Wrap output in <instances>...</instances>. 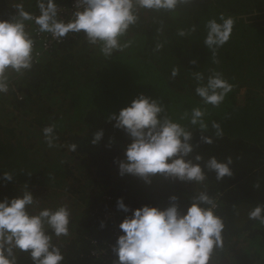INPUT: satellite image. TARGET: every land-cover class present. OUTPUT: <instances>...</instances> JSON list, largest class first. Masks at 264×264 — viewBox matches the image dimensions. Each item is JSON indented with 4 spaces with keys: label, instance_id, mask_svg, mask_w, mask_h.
Masks as SVG:
<instances>
[{
    "label": "trees",
    "instance_id": "trees-1",
    "mask_svg": "<svg viewBox=\"0 0 264 264\" xmlns=\"http://www.w3.org/2000/svg\"><path fill=\"white\" fill-rule=\"evenodd\" d=\"M255 1L191 0L171 12L140 10L138 22L129 29L123 40L129 46L107 58L99 52L98 47L87 43L83 33H69L59 44L41 47L38 51L35 49L38 55L31 70L14 74L16 77L9 82V91L0 94V100L8 99L14 114L32 116L30 121L34 131L42 134V130L49 125L42 126L40 122L36 125L34 115L37 117L38 112L42 117L61 102L59 108L68 113L64 120L65 130L61 133L55 131L61 141L60 154L76 156L80 161L87 160L90 168L100 177L109 178L113 161L123 155L124 148L130 143L129 137L122 130L113 127L114 121L109 122V117L118 114L140 93L158 99L165 108L164 115L192 132L193 158L198 154L203 157V161L211 157L218 161L231 157L233 161V177H226L222 181H217L215 174L207 170V179L202 184L170 181L176 187L185 186L188 189V196L179 198L181 210H186L193 195L207 191L216 200L215 212L225 225L223 246L215 249L212 255L226 248L231 250L235 245L233 240L249 232V237H256L255 247L260 251L258 264H264V224L248 218L242 227H237L239 211L248 214L257 205L264 206V28L253 19V13H248V10H252L250 5L255 4ZM56 2L57 6L65 7L70 0ZM11 3L0 0V20H8L15 14L17 3ZM38 11L36 5L28 12L32 14ZM222 14L226 18L232 17L235 23L244 18L246 22L251 19L254 21L251 24L258 29L254 30L251 40L245 34L247 44H253L251 58L245 59L246 64L233 63L231 55L245 58L247 54H243L239 48H230L228 42L213 53L190 36L202 29L200 38L204 39L207 22L211 19L220 22ZM26 25L31 34L29 22ZM241 28L245 31L247 29L245 26ZM180 31L186 35L180 36ZM31 35L35 40V36ZM158 43L163 45L159 50L156 49ZM193 60L197 63H191ZM170 69H177L178 75L173 78ZM197 72L204 76L205 82L208 76L220 73L233 86L219 107L204 104L197 94L175 89L177 85L187 84L195 89L198 85L192 80H195ZM225 73H229L227 77ZM241 88H245L244 100L237 97L239 91L243 90ZM47 93L54 94L58 102L43 97ZM26 107H30V110ZM196 107L205 112L206 131L190 123L191 110ZM214 122L222 129L221 137L215 134L216 130L212 127ZM0 128L3 130L0 132V174L7 172L13 176L12 182H0V199L8 196L14 198L25 189L22 186V191L17 192L12 187L15 184L27 185L28 190L37 189V184L28 183L30 177L18 179L21 169L23 174H27L35 167L32 160L26 159L25 162L21 157L22 153L28 158L35 145L23 147L19 142L14 143L13 137L8 134L18 131L6 125L3 119H0ZM101 129L104 138L100 144L93 146V133ZM201 136L212 138L213 143H203ZM71 144L77 145L75 151L65 149V146ZM70 179L72 175L67 173L64 182ZM64 189L74 193L70 183ZM100 191L101 187H98L94 197L95 192L90 193L88 197L91 203L86 204L78 214L69 217L67 236L56 237L48 230L52 235V244L60 249L64 257L62 264H114L116 261L117 257L112 251L116 238L113 226L109 223L108 228L104 220V212L122 214L123 219L131 213L117 210L116 202L125 197L123 194L108 190L99 197ZM133 194L137 195L138 192ZM170 196L148 197L149 201L138 200L132 195L122 199L126 206L134 210L144 205L167 207ZM102 222L103 228L100 226ZM243 236L246 237V234ZM16 255L18 264H33L27 253L17 250Z\"/></svg>",
    "mask_w": 264,
    "mask_h": 264
},
{
    "label": "clouds",
    "instance_id": "clouds-1",
    "mask_svg": "<svg viewBox=\"0 0 264 264\" xmlns=\"http://www.w3.org/2000/svg\"><path fill=\"white\" fill-rule=\"evenodd\" d=\"M190 2L75 0L68 20L60 17L56 0H36L38 16L26 11L23 3H17L15 14L8 20H0V94L9 91V73L23 74L31 70L38 55L36 42L27 31L26 22H34L39 33L50 34L57 41L69 33H83L87 43L98 47L107 58L129 46L121 40L138 22L140 10L171 12L180 4ZM219 21L211 19L206 24L203 43L213 53L229 41L235 24L232 17L226 18L223 14ZM179 35L185 36L186 33L180 31ZM161 47L163 45L159 43L156 45L157 50ZM191 63L196 64L197 61ZM171 75L176 77L178 70L173 69ZM195 79L198 82L195 92L206 105L219 107L232 91L233 86L220 73L208 76L204 82V76L197 72ZM164 113L165 108L158 99L140 93L118 114L109 117V122L114 121L113 127L122 130L130 140L123 150L124 158L113 161L121 178L133 176L147 184H151L154 177L202 184L207 179L205 170L214 173L217 181L233 177L231 157L225 161H218L215 157L203 161V157L197 154L193 158L192 132ZM204 116L201 108H193L191 125L206 131ZM212 127L217 137L223 135L219 124L214 122ZM55 128L52 124L42 130L49 148L56 146ZM103 138V129L98 130L93 133L91 144L96 146ZM200 139L205 144L213 143L208 136ZM68 147L75 151L77 145ZM12 181L10 173L0 174V182ZM36 201L27 185L21 195L0 199V264H18L17 250L27 253L33 264H62L64 257L52 244L48 230L56 237L67 236L70 212L67 206L30 211ZM116 206L118 211L131 215H126L119 224L123 234L118 236L112 249L117 257L114 264H211L214 250L223 246L225 225L215 212L216 200L207 191L193 195L186 210H181L176 195L168 198V206L164 208L144 205L133 210L125 205L122 198L117 200ZM248 216L250 220L264 224V206L257 205ZM100 226L104 227L103 222Z\"/></svg>",
    "mask_w": 264,
    "mask_h": 264
},
{
    "label": "rangeland",
    "instance_id": "rangeland-1",
    "mask_svg": "<svg viewBox=\"0 0 264 264\" xmlns=\"http://www.w3.org/2000/svg\"><path fill=\"white\" fill-rule=\"evenodd\" d=\"M7 1H10L12 3H23L24 9L26 11H29L37 5L36 0ZM234 1L235 0H233V2ZM255 2V4L252 3L250 5L252 10H248V13H253V19L260 23V27L264 28V22L262 23V21H264V0H256ZM12 3L10 5H12ZM255 5L257 7H255ZM253 22L254 21L251 19L246 22V18H244L239 22L237 20V23L234 24V29L228 41L229 46L232 49L239 48V50L243 54H247V56L244 58L243 56L237 54L231 55V53L228 51L234 64L236 62L238 65H241V63L246 64L247 62L245 59L251 58L253 44H247L245 34H247L249 40L254 37L253 32L254 30L258 29L256 26H253V24H251ZM240 25L247 27L246 31L244 28H241ZM201 30L202 29H199L195 34L190 36L204 45V39L200 38ZM127 35L128 33L122 38V43ZM254 51L256 52L255 49ZM171 70L172 69H170V72ZM14 74L16 73H9V78L11 77L9 79V82H11V80L16 77L13 76ZM228 74L229 73H225L224 76L227 77ZM192 82L198 85L196 79H193ZM177 86L178 87H176L175 89H177L178 91L183 92L184 90L196 94L195 89H191V84ZM189 88L191 90H187ZM241 89L243 90L239 91L237 97H240L242 100H244L243 91L245 88ZM45 96L49 97L54 102H58L55 99L54 94L52 93L43 95V97ZM8 102V99L0 100V119H3L6 125L14 127L19 132H10L8 135L13 137L14 143L19 142L23 147L28 144L35 145L33 151L31 152V155H28V158H26L21 153V157L23 156L22 161L26 162V159H30L34 162L35 167L31 172L27 174H23V170L21 169L20 173L18 174V179L30 177L31 179L28 183H35L38 185L36 186L37 189H30L37 199L36 204H34L31 209L32 211H40L47 205L48 209H56L60 206H67L70 212V216L76 215L80 211H82L83 207L86 204L91 203L88 195L92 192H95L98 187H101L99 197L108 190H116L117 192H120L125 196L122 197L123 199H127L128 195H132L136 199L141 201H149L150 198L148 197L152 198L162 195H164L165 197L168 194L176 195L179 198L188 196V189L185 186L176 187L169 180H165L162 177H154L151 184H147L139 178L133 176H124L123 178H121L118 174V168L116 164L111 165L109 178L100 177L94 169L90 168L87 160L80 161L76 156L69 157V155H67L66 153L60 154L61 146L59 147V145L61 144V141H59V138L55 141L56 146L53 148H49L45 143L43 134L41 132L39 133L37 131H34L33 125L30 121L32 116L26 117L23 115L14 114L11 111V106L8 104ZM60 103L61 102H58L54 109H52L49 113L42 117L37 112V117L34 115V123L38 125V123L40 122L42 126L55 124V131L59 133L63 132L65 130L64 120L68 111L63 112V110L59 108ZM29 108L30 107H26V109L30 110ZM2 131L3 130H0V132ZM68 148V146H65L66 150H68ZM123 158L124 155H121V157H118L117 159L122 160ZM67 173L72 175V179H70L68 182H64V177L67 175ZM68 183H70V185L74 187V190H72V192L74 191V193H71V191H65L64 187ZM22 186L23 188H25L24 184H15L12 187L16 188L17 192H21ZM133 192H138L139 195L133 194ZM62 193H65L66 195H63ZM96 193L98 192H95L93 197L96 195ZM1 194L2 191L0 190V196ZM8 198L11 197L8 196ZM43 205L46 206L43 208ZM238 214L239 221L237 227H242V225L246 223L249 216L248 214H245L244 211H239ZM245 234L246 237L243 236ZM245 234H242L238 240H233V243H235V245L231 250L229 248H226L224 250H221L220 253L212 255L211 264H219V262H221V264H258L260 260V251L257 247H255V244H257L256 237H249V232ZM253 255L254 257L252 258ZM256 256L258 257V259L256 258Z\"/></svg>",
    "mask_w": 264,
    "mask_h": 264
},
{
    "label": "built area",
    "instance_id": "built-area-1",
    "mask_svg": "<svg viewBox=\"0 0 264 264\" xmlns=\"http://www.w3.org/2000/svg\"><path fill=\"white\" fill-rule=\"evenodd\" d=\"M74 5H75V0H70V3L68 6L62 7V6H58L59 9V15L62 19L68 20L71 18L72 16V12L74 10ZM34 16H38L39 15V11L37 13L33 14ZM30 26H31V31L34 36H35V49H37V51L39 50V48H47L52 44H59L60 42H62L61 39L59 41L53 39L51 37L50 34L47 33H39L38 32V26L35 25L34 22H29ZM104 220L105 221H109L112 222V226H113V233H114V237L118 238V236L122 235L123 233L121 232V230L119 229V224L122 222L123 220V216L122 214L116 215L115 213L112 212H108L106 213V211L104 212ZM116 216V217H115ZM114 220V221H112Z\"/></svg>",
    "mask_w": 264,
    "mask_h": 264
},
{
    "label": "flooded vegetation",
    "instance_id": "flooded-vegetation-1",
    "mask_svg": "<svg viewBox=\"0 0 264 264\" xmlns=\"http://www.w3.org/2000/svg\"><path fill=\"white\" fill-rule=\"evenodd\" d=\"M112 221H114V220H112ZM107 223H108V228H109V223L111 224V226H112V224H113L112 222H109V221H107Z\"/></svg>",
    "mask_w": 264,
    "mask_h": 264
}]
</instances>
